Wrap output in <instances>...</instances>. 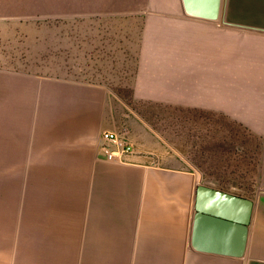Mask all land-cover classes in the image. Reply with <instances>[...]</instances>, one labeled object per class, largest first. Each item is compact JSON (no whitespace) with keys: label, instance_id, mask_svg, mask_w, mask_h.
Instances as JSON below:
<instances>
[{"label":"crops","instance_id":"1","mask_svg":"<svg viewBox=\"0 0 264 264\" xmlns=\"http://www.w3.org/2000/svg\"><path fill=\"white\" fill-rule=\"evenodd\" d=\"M221 4L211 21L157 11L138 37L132 101L236 119L264 139V0ZM104 132L132 150L107 160ZM175 149L104 83L0 68V264H264V150L261 186L241 196L252 206L236 255L222 248L235 221L199 208L243 218L245 205L200 201L202 186L218 189Z\"/></svg>","mask_w":264,"mask_h":264},{"label":"rangeland","instance_id":"2","mask_svg":"<svg viewBox=\"0 0 264 264\" xmlns=\"http://www.w3.org/2000/svg\"><path fill=\"white\" fill-rule=\"evenodd\" d=\"M173 4L180 15L191 13L185 0H0V68L108 85L147 117L206 184L251 198L262 181V135L236 119L132 101L138 37L150 33L157 11L166 15ZM239 28L252 24L243 21Z\"/></svg>","mask_w":264,"mask_h":264},{"label":"water","instance_id":"3","mask_svg":"<svg viewBox=\"0 0 264 264\" xmlns=\"http://www.w3.org/2000/svg\"><path fill=\"white\" fill-rule=\"evenodd\" d=\"M187 9L189 12L192 14L202 16V17H214L217 15L218 9H219V3L220 0H185ZM206 193H213L215 195H218L224 200H232L235 201L236 203H241L244 204L246 209H247V215L246 217H229L225 215L223 212L222 213H213L209 212L205 209V207H200L199 211L202 215V217L206 214L208 215H213L214 217H219L220 219L223 220H231L235 221L237 225L231 227L234 240L232 242L227 243L226 239H222V248L223 251L240 255L243 253L244 246H245V240H246V225L249 222V217H250V211H251V206L252 202L249 199L243 198L241 196L233 195L231 193H227L221 190H216L212 189L210 187H205L202 186L199 190L200 194V201L203 200V196ZM210 222V221H209ZM211 224H214V226H219L222 228V233L223 237H225L226 230L229 231V227L226 226L225 223H215V222H210ZM206 241L207 238L203 234L201 235V230L199 228L196 229L195 232V238H194V245L196 248H204L206 246Z\"/></svg>","mask_w":264,"mask_h":264},{"label":"built area","instance_id":"4","mask_svg":"<svg viewBox=\"0 0 264 264\" xmlns=\"http://www.w3.org/2000/svg\"><path fill=\"white\" fill-rule=\"evenodd\" d=\"M102 138L108 142L102 146V149L109 161L121 160L132 150V146L121 139L117 133L104 132Z\"/></svg>","mask_w":264,"mask_h":264}]
</instances>
